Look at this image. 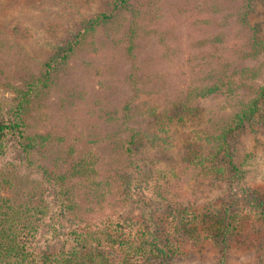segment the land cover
<instances>
[{"label": "rangeland", "instance_id": "obj_1", "mask_svg": "<svg viewBox=\"0 0 264 264\" xmlns=\"http://www.w3.org/2000/svg\"><path fill=\"white\" fill-rule=\"evenodd\" d=\"M110 1L0 0V32L15 33L23 45L11 56L0 52L2 120H11L14 106V95L3 83L16 84L17 66L37 68L56 42L79 29L85 15L105 10ZM204 3L156 0L154 12L159 20L144 23L152 22L150 31L154 28L163 36L159 38L153 30L148 37L140 31L135 68L120 51L77 56L64 79L68 89L81 95L71 102L61 87L52 90L29 119L25 138L8 136L4 141L0 180L18 182L21 201L33 196L47 207L36 235L37 250L56 253L65 240L70 246L85 224L118 218L150 227L162 246L173 250L169 264H259L257 250L264 249V220L246 221L238 234L227 237V243L211 239L209 232L204 234L199 227L194 239H189L175 227L181 209L187 214L186 208L199 209V213L202 208L217 207L222 215L226 207L221 204H230L227 209L237 211L255 194L264 192V98L258 102L256 116L227 137L228 151L214 154L213 121L218 127L224 124L236 112L238 100L253 98L255 93L236 89L237 97L230 103L219 101L220 94L196 97L204 75L211 71L213 53L211 44L200 47V41L234 30L233 19L224 20L228 10L210 15ZM226 35L222 38L230 43ZM0 40L13 42L1 33ZM220 54V59L234 62L237 71L241 67L258 70L253 87L264 88V55L241 63L231 52ZM133 69L137 70L138 96L129 82ZM122 122L127 129L117 134L116 125ZM139 128L146 129L149 136L136 144V169L130 171L117 140L124 139L128 130ZM112 133L115 135L109 136ZM206 154L210 164L205 161ZM82 159L98 173L93 179L66 186H71L76 203L72 215L62 207L57 189L44 180L41 169L61 160L71 166ZM199 162L202 165L197 166ZM118 180L121 185L130 182L128 197H116ZM156 187L163 189L165 199L154 197ZM5 196L11 194L0 189V197ZM193 217L184 218L195 223Z\"/></svg>", "mask_w": 264, "mask_h": 264}, {"label": "trees", "instance_id": "obj_2", "mask_svg": "<svg viewBox=\"0 0 264 264\" xmlns=\"http://www.w3.org/2000/svg\"><path fill=\"white\" fill-rule=\"evenodd\" d=\"M155 1L111 0L105 10L85 15L79 29L71 33L68 38L56 42L50 56L41 61L37 68L18 65L15 70L16 84L8 81L3 83L4 87L14 95V106L11 120L4 121L1 119L3 109L0 105V148L8 136L25 138L23 134L29 127V119L48 100L52 90L61 87L67 92L71 102L75 96L81 95L75 89H68L64 79L69 75L71 61L77 56L95 52L102 53L108 50L111 53L120 51L135 68L134 50L137 47L140 31H143L148 37L153 30L158 31L159 38L163 36L161 31L152 27L150 31L152 22L155 23L159 20L154 12ZM204 4L205 12L210 15L211 13H220L225 9L228 10L229 13L224 20L227 22L233 19L234 30L228 35L221 32L213 35L212 40L200 41V47H208L211 44L213 53H210L211 71L204 75L203 85L197 90L196 97L202 99L210 94H220L219 101L230 103L237 97L236 89L255 93L253 98H243V102L239 99L236 112L224 124L218 127L213 121V128L211 127L213 132H210L216 145L214 154L223 155L222 152L229 149L227 137L240 129L245 121L256 116L258 102L260 104L264 98V88L256 90L253 87V83L260 75L258 70L241 67L237 71L234 62L223 60V58L221 61L220 53L222 51H226V54L231 52L236 57L235 61L241 63L257 60L264 55V0H205ZM255 16L257 20L252 21V17ZM147 19L154 21L146 25L144 22ZM205 22L207 23V20L203 21V23ZM0 33L8 38H13L11 43L0 40V52L4 55L11 56L17 48H23L15 33L11 34L8 31ZM223 34L228 37L230 43L224 37L222 38ZM161 42L164 43L163 40ZM98 47H100L99 50H97ZM113 58L115 59V57ZM89 65L92 64L89 63ZM136 71L133 69L129 82L134 94L138 96L140 88L135 82ZM207 125L210 126V124ZM116 126L118 127L117 134L121 133V129H127L126 122ZM114 135L112 133L109 136L113 137ZM148 136L146 129L139 128L128 130V135L124 139L118 138V150L122 153L130 171L136 169V144L140 139L148 138ZM23 148L26 151L29 150L27 142L23 143ZM208 159L209 154H206L205 161L210 164ZM196 165L202 164L199 162ZM41 171L44 180L53 184L57 189L62 207L72 215L75 213L76 203L71 193V186L69 188L66 186L79 180L93 179L98 173L97 169L88 166L84 159L71 166L68 162L61 160L55 164L44 166ZM112 180L117 179L112 178ZM129 184V181L124 185L119 183L116 187V197L120 198L122 195L125 198L128 197L130 195L127 192ZM19 187L18 182L15 184L9 180H0L1 191L11 194L10 197H0V264L170 263L173 250L165 249L150 227H145L139 221L130 219L108 218L99 223L85 224L87 227L84 226L81 233L73 238V243L70 246L65 240L62 249L56 253L47 254L37 250L36 235L42 226L47 207L39 200L34 201L33 196L29 200L21 201L17 195ZM153 194L159 201L165 199L166 196L163 189L159 187L153 190ZM229 205H220L226 207L222 215L217 207H209L207 210L202 208V212L199 213H197L199 209L194 211L185 207L188 213L184 214L183 209L178 212L175 227L186 232L189 239H194L195 233L202 229L204 234L209 232L211 239L212 237L220 238L218 242L227 243V237L238 234L239 229L244 228L246 221L249 220L248 224H251L264 220V192L255 194L246 201L245 206L238 208L237 211L228 210ZM186 216H194L196 224L184 218ZM198 227L199 229L195 230ZM263 252V247L257 250L259 264H264Z\"/></svg>", "mask_w": 264, "mask_h": 264}]
</instances>
